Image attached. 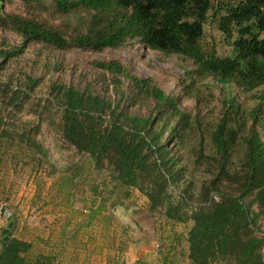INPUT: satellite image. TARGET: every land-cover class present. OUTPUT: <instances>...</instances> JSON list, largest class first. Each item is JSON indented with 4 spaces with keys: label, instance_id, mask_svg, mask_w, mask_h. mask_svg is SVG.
Instances as JSON below:
<instances>
[{
    "label": "trees",
    "instance_id": "16d2710c",
    "mask_svg": "<svg viewBox=\"0 0 264 264\" xmlns=\"http://www.w3.org/2000/svg\"><path fill=\"white\" fill-rule=\"evenodd\" d=\"M16 1L20 12L9 9ZM212 25L227 55L205 43ZM0 33L19 41L0 40L1 156L15 159L19 149L43 166L46 122L96 171H110L112 205L136 191L162 215L169 231L158 264H264V0H0ZM135 45L178 60V95L115 58L90 63L98 80L83 91L51 78L64 69L61 53ZM30 46L39 50L25 61ZM180 95L196 109L216 101L217 114L206 122L184 111ZM69 171L61 186L72 197L81 168ZM86 191L92 221L109 197L97 202L95 182ZM15 226L11 219L0 232V264H55Z\"/></svg>",
    "mask_w": 264,
    "mask_h": 264
},
{
    "label": "rangeland",
    "instance_id": "374dc122",
    "mask_svg": "<svg viewBox=\"0 0 264 264\" xmlns=\"http://www.w3.org/2000/svg\"><path fill=\"white\" fill-rule=\"evenodd\" d=\"M9 9L20 12L23 7L16 1ZM0 40L15 44L19 42L7 33H0ZM205 40L207 45H214L222 56L230 52V48L222 43L223 39L215 25L205 28ZM38 50L39 46L28 47L24 60L31 61L33 53ZM44 56L42 53L41 57ZM60 58L64 69L51 78L81 91L88 83H97V72L90 66L92 61L115 58L121 60L134 74L154 79L166 93L178 95L177 79L182 78L178 60L175 57H163L138 45L95 54L67 52L61 53ZM177 97L184 111L192 115L200 111L206 122L217 114L216 101L207 99L206 106L196 109L194 101L184 99L181 95ZM21 120L25 124L33 123L35 117L22 115ZM258 129L264 142V132ZM38 139L48 152L47 162L41 167L37 166L34 156L19 152V149L15 159L11 160L7 154L1 156L5 139L0 140V198L4 200L0 202V232L12 219L13 225L14 222L16 224V237L30 241L35 250H58L61 253L57 256L58 260L60 258L63 264H134L136 261L158 264V244L162 235H165L164 231H169L163 225L162 215L149 213L145 198L136 191L131 193L129 200L112 205L115 195L109 194L113 189L110 171H96L88 158L78 155L75 149L63 143L48 123L42 124ZM189 158L192 156L185 150L184 159ZM75 166L81 168V174L71 197L67 186H61V178L68 177L71 174L69 170ZM92 182L99 186L102 193L97 202L101 197H109V200L105 204L106 209L89 221L86 207L93 198L86 189ZM258 224L264 233V216L258 219ZM189 226L190 223L176 227L175 232H185ZM55 245L62 248L53 247Z\"/></svg>",
    "mask_w": 264,
    "mask_h": 264
},
{
    "label": "crops",
    "instance_id": "0c3cea01",
    "mask_svg": "<svg viewBox=\"0 0 264 264\" xmlns=\"http://www.w3.org/2000/svg\"><path fill=\"white\" fill-rule=\"evenodd\" d=\"M27 241V240H26ZM28 242H30V241H28ZM62 245H64V243H61ZM33 245V244H32ZM57 245H55V246H53V247H56ZM57 247H60V248H62V246H57ZM37 252H41V253H43L44 255H47V256H50V257H52L53 259H55V264H63L62 263V261L60 260V258H59V260H58V255H60L61 253L57 250V251H55V249L54 248H51V251L50 252H43L42 250L41 251H39V250H36ZM47 253V254H46Z\"/></svg>",
    "mask_w": 264,
    "mask_h": 264
}]
</instances>
